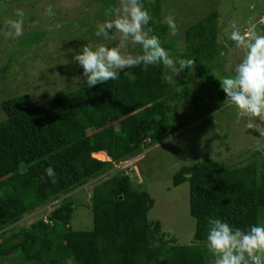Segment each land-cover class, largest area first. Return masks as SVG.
<instances>
[{"label": "trees", "instance_id": "obj_1", "mask_svg": "<svg viewBox=\"0 0 264 264\" xmlns=\"http://www.w3.org/2000/svg\"><path fill=\"white\" fill-rule=\"evenodd\" d=\"M161 2L142 0L152 17L146 26L170 56L195 60L183 71L195 85H169L162 65L140 66L35 105L29 93L0 98V264H207L208 219L244 231L264 222V152L253 147L243 163L204 159L173 176L174 186L188 184L195 220L189 245L177 244L159 221L148 219L153 200L139 189L132 170L110 171L175 134L179 118L202 123L225 105L217 82L223 44L218 7L188 25L180 45L169 35ZM48 167L56 183L45 175ZM92 181V228L72 230L77 202L71 194ZM58 199L44 217L18 226Z\"/></svg>", "mask_w": 264, "mask_h": 264}, {"label": "rangeland", "instance_id": "obj_2", "mask_svg": "<svg viewBox=\"0 0 264 264\" xmlns=\"http://www.w3.org/2000/svg\"><path fill=\"white\" fill-rule=\"evenodd\" d=\"M114 2V7H118L119 0ZM104 3V0H0V98L29 93L31 104L35 105L86 85L81 73L83 69L74 55L86 44L94 48L100 44L112 47L119 43L118 40L106 41L95 35L97 25L112 18L105 15V10L111 7ZM161 3L163 18L168 15L175 17L178 34L173 36L169 32V35L180 45L185 28L218 7L221 17L218 26L222 32L218 39L223 42L217 75L219 85L220 77L234 75L235 66L245 56L244 49L231 47L229 35L232 23L235 22L243 30L251 21L257 25V32L264 34L261 20L264 18V0H162ZM49 7L54 15L47 14ZM17 9L25 14L23 35L19 37L7 24L8 20L18 18ZM57 24L61 27L57 28ZM226 44L229 46L226 47ZM125 51L137 55L142 50L139 45L129 44ZM175 80L195 85H190L192 79L183 71ZM220 95H223L224 101L227 99L224 92ZM236 113L235 106L225 104L202 123L193 121L189 125L191 117L179 118L174 124L178 130L175 134L142 147L138 156L110 170L123 169L129 173L132 170L133 178L141 181L139 189L147 192L153 200L148 219L159 221L161 231L174 237L179 245L193 242L195 220L189 214L188 184L173 185V176L177 171L182 167H193L204 159L243 163L250 154V147L255 149L257 144H264V136H260L258 131L246 129V119L237 122ZM92 184L93 181L71 194L77 202L74 203L70 221L72 230L92 228L89 207ZM59 201L40 206L25 216L18 226L27 227L33 220L44 217ZM260 225H264L261 220ZM212 259L209 253L207 264Z\"/></svg>", "mask_w": 264, "mask_h": 264}, {"label": "clouds", "instance_id": "obj_3", "mask_svg": "<svg viewBox=\"0 0 264 264\" xmlns=\"http://www.w3.org/2000/svg\"><path fill=\"white\" fill-rule=\"evenodd\" d=\"M46 11L48 15H54L51 7ZM24 15L22 10L17 9L18 18L7 21L17 37L23 35ZM105 15L112 18L98 24L95 35L106 41L118 40L119 43L112 47L100 44L94 48L86 44L74 55L75 61L83 69L88 87L117 80L120 72L126 68L143 66L147 70L149 66L158 65L167 69L164 80L169 85H175V77L180 72L194 67V59L173 58L162 46L160 37L151 34V28L146 29L152 17L142 0H119V6L106 9ZM261 20L264 25V18ZM165 22L170 34L177 35L175 17L168 15ZM56 27L61 25L57 24ZM229 40L233 49H244L245 56L235 66L234 75L219 79L227 97L224 103L229 107L235 106L237 122L246 119V129L258 131L260 136H264V34L258 33L257 25L251 21L243 30L233 22ZM129 44L139 45L141 53L132 55L126 52ZM176 90L181 91L180 88ZM255 150L264 152V144H257ZM45 175L52 183L57 182L52 167L45 169ZM207 223V249L213 257L210 264H264V225H253L244 231L233 228L219 218H210Z\"/></svg>", "mask_w": 264, "mask_h": 264}, {"label": "crops", "instance_id": "obj_4", "mask_svg": "<svg viewBox=\"0 0 264 264\" xmlns=\"http://www.w3.org/2000/svg\"><path fill=\"white\" fill-rule=\"evenodd\" d=\"M101 153L104 154V159L102 158V161H104V160L107 161L108 158H107L106 154H105L104 152H101ZM94 154H96V153H94ZM94 154H93V155H94ZM99 160H100V159H99Z\"/></svg>", "mask_w": 264, "mask_h": 264}, {"label": "built area", "instance_id": "obj_5", "mask_svg": "<svg viewBox=\"0 0 264 264\" xmlns=\"http://www.w3.org/2000/svg\"><path fill=\"white\" fill-rule=\"evenodd\" d=\"M125 174H128V175H130V174H129V172H127V171H125ZM140 182H141V181H140Z\"/></svg>", "mask_w": 264, "mask_h": 264}]
</instances>
